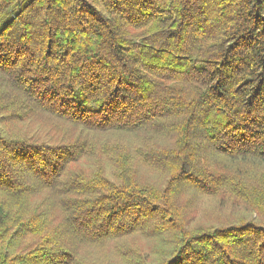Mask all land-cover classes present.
<instances>
[{
    "label": "trees",
    "instance_id": "16d2710c",
    "mask_svg": "<svg viewBox=\"0 0 264 264\" xmlns=\"http://www.w3.org/2000/svg\"><path fill=\"white\" fill-rule=\"evenodd\" d=\"M182 192L245 215L189 229ZM163 233L264 264V0H0V264Z\"/></svg>",
    "mask_w": 264,
    "mask_h": 264
},
{
    "label": "rangeland",
    "instance_id": "374dc122",
    "mask_svg": "<svg viewBox=\"0 0 264 264\" xmlns=\"http://www.w3.org/2000/svg\"><path fill=\"white\" fill-rule=\"evenodd\" d=\"M9 126L16 129L15 126ZM148 176L150 180L156 179L152 175ZM163 179L158 178L157 183L159 180L161 183ZM179 202L184 206L183 220L189 229L225 225L245 215L242 205H236L226 197L182 192ZM169 238L168 233L159 237L133 235L118 242L84 249L82 256L90 264H156L165 257V243ZM127 254H130V261H127Z\"/></svg>",
    "mask_w": 264,
    "mask_h": 264
}]
</instances>
